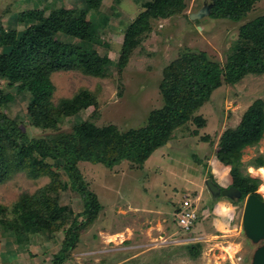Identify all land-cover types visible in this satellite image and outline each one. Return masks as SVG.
<instances>
[{
	"label": "rangeland",
	"instance_id": "374dc122",
	"mask_svg": "<svg viewBox=\"0 0 264 264\" xmlns=\"http://www.w3.org/2000/svg\"><path fill=\"white\" fill-rule=\"evenodd\" d=\"M148 2L100 0L92 8L85 0H0V38L10 31L21 32L54 8L73 9L74 15L96 25L100 43L94 47L101 56H107L109 64L102 76L86 75L77 69L54 72V105L86 89L98 102L97 116L91 119L96 126L111 124L120 132L138 129L145 126L151 111L163 105L159 84L170 62L182 52L192 51L204 52L210 60L223 65L239 28L264 16V0H260L239 21L214 19L210 12L190 19L204 7L212 8L213 0H185L186 8L180 14L151 22L150 33L118 73L114 64L123 33ZM0 86L9 90L3 81ZM259 98H264V73L246 75L214 90L208 102L194 113L193 117L204 120L202 128L192 121L176 127L170 141L142 165L122 160L106 168L79 162L78 169L101 209L79 229L77 241L63 264H249L256 245L245 237L241 227L245 199L233 204L225 197L213 198L205 180L211 174L221 188L230 185L228 169L215 158L218 139L226 129L235 127L244 111ZM27 105L28 95L19 93L0 111L15 119L33 138L70 131L73 125L89 119L92 112L89 108L75 117L63 118L57 130L43 131L30 125ZM193 131L197 134L193 135ZM258 157L264 159V132L256 145L243 149L240 159L241 172L260 180L256 192L264 199V174L253 164ZM50 183L47 175L31 179L24 172L0 183V205L7 209L5 218H12L10 210L22 193L32 194ZM183 196L195 200L199 212L189 232H183L175 219ZM58 202L70 218L82 211L79 198L70 188L58 189ZM66 226H59L52 234L30 235L27 250L15 244L23 251L18 263L53 264ZM6 228L0 223V261L5 258L10 262L14 235Z\"/></svg>",
	"mask_w": 264,
	"mask_h": 264
},
{
	"label": "trees",
	"instance_id": "16d2710c",
	"mask_svg": "<svg viewBox=\"0 0 264 264\" xmlns=\"http://www.w3.org/2000/svg\"><path fill=\"white\" fill-rule=\"evenodd\" d=\"M257 1L260 0H213L210 17L239 21ZM85 2L96 8L100 0ZM185 8V0H150L123 33L114 64L117 72L123 70L130 54L150 33L153 20L170 18ZM72 10L54 8L21 32L10 31L0 38V81L9 89L0 86V110L15 94L26 93L28 121L45 131L57 130L63 118L92 109L90 118L73 125L70 131L38 138L29 137L15 119L0 111V183L20 172L31 179L41 175L51 179L50 184L32 194L22 193L10 210L11 219L5 218L7 209L0 205V223L13 232L14 243L25 250L30 235L52 234L66 224L53 264L65 262L79 229L101 209L78 169L79 162L106 168L122 160L142 165L155 150L170 141L176 127H184L190 121L198 128L204 126V120L193 115L208 102L214 90L223 84H234L246 75L264 73V16H259L239 28L238 38L223 65L210 60L204 52L192 51H184L170 62L163 69L159 84L163 105L149 113L145 126L125 132L111 124L98 127L91 120L97 116L98 102L90 91L80 89L71 98L60 99L58 105L52 101L54 72L77 69L86 75L102 76L109 64L107 56H101L94 47L100 43L96 25L74 15ZM263 132L264 98H259L244 111L239 123L226 129L218 139L215 158L228 169L229 186L241 193L240 199L230 200L233 204L242 202L249 194L262 199L256 192L260 180L241 172L240 159L243 149L256 145ZM194 159L201 164L197 157ZM253 164L262 167L264 159L258 157ZM209 178L215 182L211 174ZM66 188L77 195L82 205V211L74 218L62 211L58 202V189Z\"/></svg>",
	"mask_w": 264,
	"mask_h": 264
},
{
	"label": "water",
	"instance_id": "95a60500",
	"mask_svg": "<svg viewBox=\"0 0 264 264\" xmlns=\"http://www.w3.org/2000/svg\"><path fill=\"white\" fill-rule=\"evenodd\" d=\"M211 5L204 7L198 13L191 14L190 19H197L210 12ZM205 186L213 198L225 197L229 200H238L240 191L229 186L221 188L211 178L205 180ZM241 227L245 237L256 245L249 264H264V199H259L254 194L245 197Z\"/></svg>",
	"mask_w": 264,
	"mask_h": 264
},
{
	"label": "built area",
	"instance_id": "2783aa9c",
	"mask_svg": "<svg viewBox=\"0 0 264 264\" xmlns=\"http://www.w3.org/2000/svg\"><path fill=\"white\" fill-rule=\"evenodd\" d=\"M176 212L175 219L178 227L183 232L191 231L199 217L195 200H192L189 196H183Z\"/></svg>",
	"mask_w": 264,
	"mask_h": 264
},
{
	"label": "crops",
	"instance_id": "0c3cea01",
	"mask_svg": "<svg viewBox=\"0 0 264 264\" xmlns=\"http://www.w3.org/2000/svg\"><path fill=\"white\" fill-rule=\"evenodd\" d=\"M14 241V240H13ZM14 245H15V243H14ZM9 248L11 247V246H8ZM3 248H4V246H3ZM6 249H7V247H6ZM11 249V248H10ZM13 249H14V251L12 252V254H11V260H10V262L8 261H6V259L4 258V260H2L1 259V261H0V264H5V262H7V264L9 263V264H20V263H18L19 261H18V258H19V256L21 257L22 256V254H23V251L22 250H20L19 248H17L16 247V245H15V248L13 247ZM3 252L2 251H0V255L2 254ZM5 257V256H4Z\"/></svg>",
	"mask_w": 264,
	"mask_h": 264
},
{
	"label": "bare ground",
	"instance_id": "6f19581e",
	"mask_svg": "<svg viewBox=\"0 0 264 264\" xmlns=\"http://www.w3.org/2000/svg\"><path fill=\"white\" fill-rule=\"evenodd\" d=\"M259 172L262 173V174H264V168L260 167L259 168Z\"/></svg>",
	"mask_w": 264,
	"mask_h": 264
}]
</instances>
